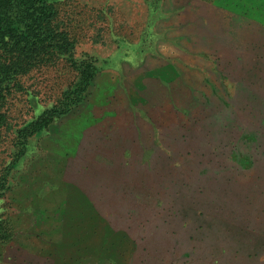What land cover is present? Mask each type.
I'll use <instances>...</instances> for the list:
<instances>
[{
    "label": "rangeland",
    "instance_id": "rangeland-1",
    "mask_svg": "<svg viewBox=\"0 0 264 264\" xmlns=\"http://www.w3.org/2000/svg\"><path fill=\"white\" fill-rule=\"evenodd\" d=\"M58 2L100 70L15 168L0 264H264V0Z\"/></svg>",
    "mask_w": 264,
    "mask_h": 264
},
{
    "label": "trees",
    "instance_id": "trees-1",
    "mask_svg": "<svg viewBox=\"0 0 264 264\" xmlns=\"http://www.w3.org/2000/svg\"><path fill=\"white\" fill-rule=\"evenodd\" d=\"M72 23L58 0H0V147L4 144L7 154L0 170V199L11 190L15 168L27 155L31 141L50 124L73 118L89 104L99 58L77 51L79 39ZM50 69L71 74L53 93L39 88ZM18 101L34 110L42 108L14 121L11 112ZM217 102L213 97L203 101L207 107L224 105ZM231 157L241 169L255 163L249 150L235 148ZM13 235L12 221L0 215V242L12 240Z\"/></svg>",
    "mask_w": 264,
    "mask_h": 264
}]
</instances>
